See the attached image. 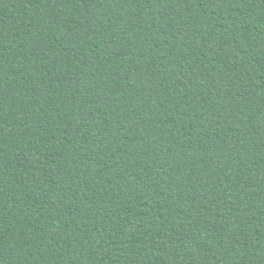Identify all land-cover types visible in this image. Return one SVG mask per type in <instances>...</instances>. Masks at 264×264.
<instances>
[{
	"label": "trees",
	"instance_id": "16d2710c",
	"mask_svg": "<svg viewBox=\"0 0 264 264\" xmlns=\"http://www.w3.org/2000/svg\"><path fill=\"white\" fill-rule=\"evenodd\" d=\"M0 264H264V0H0Z\"/></svg>",
	"mask_w": 264,
	"mask_h": 264
}]
</instances>
